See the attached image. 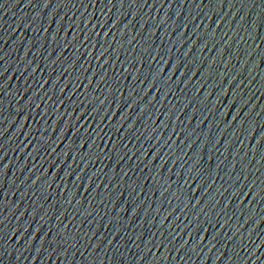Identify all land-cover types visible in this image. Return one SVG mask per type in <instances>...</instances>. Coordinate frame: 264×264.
I'll return each mask as SVG.
<instances>
[{"label":"water","instance_id":"95a60500","mask_svg":"<svg viewBox=\"0 0 264 264\" xmlns=\"http://www.w3.org/2000/svg\"><path fill=\"white\" fill-rule=\"evenodd\" d=\"M0 264H264V0H0Z\"/></svg>","mask_w":264,"mask_h":264}]
</instances>
